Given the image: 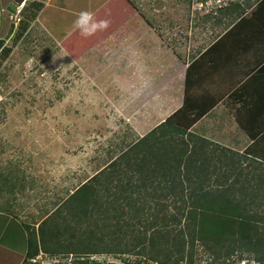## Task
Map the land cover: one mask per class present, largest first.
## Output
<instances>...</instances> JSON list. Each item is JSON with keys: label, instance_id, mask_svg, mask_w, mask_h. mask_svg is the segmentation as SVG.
<instances>
[{"label": "rangeland", "instance_id": "374dc122", "mask_svg": "<svg viewBox=\"0 0 264 264\" xmlns=\"http://www.w3.org/2000/svg\"><path fill=\"white\" fill-rule=\"evenodd\" d=\"M11 1L20 0H0V211L18 218L28 233L149 128L141 125L140 108L161 94L171 75L164 54L157 80L148 70L138 80L124 73L110 35L135 14L151 26L175 25L174 38H181L190 0H21L12 18L5 11ZM32 1L41 3L40 10L19 25L20 10ZM81 11H94L96 19L110 21L109 28L82 37L72 28ZM176 123L186 126L183 119ZM5 222L0 219V227ZM37 253L59 264H156L129 254ZM211 259L197 246L191 264H213ZM30 260L21 264H39ZM225 264L264 263L251 253Z\"/></svg>", "mask_w": 264, "mask_h": 264}, {"label": "trees", "instance_id": "16d2710c", "mask_svg": "<svg viewBox=\"0 0 264 264\" xmlns=\"http://www.w3.org/2000/svg\"><path fill=\"white\" fill-rule=\"evenodd\" d=\"M41 6L32 1L22 7L19 25L32 21ZM189 83L187 71L185 87ZM188 104L185 97L178 110L78 186L36 231L28 229L26 257L65 251L79 258L129 254L156 264H191L199 246L213 264L251 253L264 263L262 164L232 157L188 132L198 117Z\"/></svg>", "mask_w": 264, "mask_h": 264}, {"label": "crops", "instance_id": "0c3cea01", "mask_svg": "<svg viewBox=\"0 0 264 264\" xmlns=\"http://www.w3.org/2000/svg\"><path fill=\"white\" fill-rule=\"evenodd\" d=\"M204 1L190 0L181 38H174L175 25L151 26L135 14L109 37L124 73L136 80L147 70L157 80L163 62L158 56L168 60L164 67L171 75L159 87L161 94L140 108L146 114L140 113L141 125L149 128L137 137L178 110L186 97L198 115L188 132L232 157L261 162L264 174V0L228 1L208 11L197 6ZM2 13L0 2V28ZM147 60L153 65H144ZM0 219L6 221L0 227V264H21L28 248L26 229L9 213L0 211Z\"/></svg>", "mask_w": 264, "mask_h": 264}, {"label": "clouds", "instance_id": "9594fccd", "mask_svg": "<svg viewBox=\"0 0 264 264\" xmlns=\"http://www.w3.org/2000/svg\"><path fill=\"white\" fill-rule=\"evenodd\" d=\"M110 21L106 19H96L89 11H81L73 21L72 28L78 31L82 37L94 36L97 32L105 31L109 28Z\"/></svg>", "mask_w": 264, "mask_h": 264}, {"label": "built area", "instance_id": "2783aa9c", "mask_svg": "<svg viewBox=\"0 0 264 264\" xmlns=\"http://www.w3.org/2000/svg\"><path fill=\"white\" fill-rule=\"evenodd\" d=\"M228 1H234V0H205L202 4H197L198 8L204 7L205 9L210 10L213 7H220L225 5ZM242 1V0H241ZM31 262H39V264H59L58 260L55 259H48L41 253L39 255H36L33 259L30 260Z\"/></svg>", "mask_w": 264, "mask_h": 264}, {"label": "water", "instance_id": "95a60500", "mask_svg": "<svg viewBox=\"0 0 264 264\" xmlns=\"http://www.w3.org/2000/svg\"><path fill=\"white\" fill-rule=\"evenodd\" d=\"M21 1V0H20ZM20 1H11L9 3L6 4L5 6V11L7 12V16L11 17L15 15L16 13V9L19 8L21 2ZM3 44V40L0 38V47Z\"/></svg>", "mask_w": 264, "mask_h": 264}]
</instances>
